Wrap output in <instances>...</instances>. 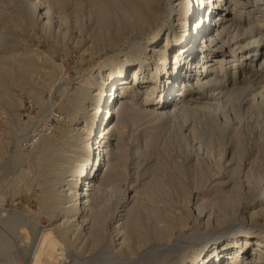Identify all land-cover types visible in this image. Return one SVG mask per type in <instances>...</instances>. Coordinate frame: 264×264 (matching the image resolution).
I'll list each match as a JSON object with an SVG mask.
<instances>
[{
	"label": "bare ground",
	"instance_id": "6f19581e",
	"mask_svg": "<svg viewBox=\"0 0 264 264\" xmlns=\"http://www.w3.org/2000/svg\"><path fill=\"white\" fill-rule=\"evenodd\" d=\"M30 1L32 12L44 24L53 22L51 5ZM114 1L117 16L132 23V37L123 41L119 51L103 58L83 81L87 86L79 93L83 105L75 109L78 120L68 131L79 147L78 162L58 171L56 189L49 197L51 227L40 226L18 212L8 220L11 227L6 223L13 234L18 225L27 228L22 226L25 245L19 250L21 264L108 260L125 264L127 260L115 252L128 259L142 253L149 238L142 231L139 215L128 206L131 198L115 207L118 212L115 218L109 216V223L104 215L111 205L102 199L104 182L112 179L124 161L121 124L126 125L128 115L152 121L181 118L185 134H199L196 150L200 154L196 152L214 173L215 196L195 192L187 201L184 198L189 192L181 189L185 209L197 201L193 215L185 213L171 218L168 225H153L156 239L168 242L174 228H183L191 220L189 235H180L175 245L165 250L166 244L164 253L162 245L143 251L139 261L264 264V0ZM105 3H98L100 9ZM112 13L103 12V18ZM64 22L60 17L58 23ZM248 128L259 130L260 148L250 162L246 161L245 176L234 181L246 154L237 132ZM229 143L232 149L226 155ZM59 155L56 151L54 169L61 166ZM225 155L227 172L221 171ZM205 174L196 171L198 185L204 182ZM151 198L145 195V199ZM208 202H212L211 208L205 211ZM152 217L159 219L154 211L147 215L148 220ZM1 237L0 250L15 252L8 237ZM78 237L90 249L107 243L106 257L99 254L78 262L81 258L72 248ZM6 259L12 264L14 257L11 254Z\"/></svg>",
	"mask_w": 264,
	"mask_h": 264
},
{
	"label": "rangeland",
	"instance_id": "374dc122",
	"mask_svg": "<svg viewBox=\"0 0 264 264\" xmlns=\"http://www.w3.org/2000/svg\"><path fill=\"white\" fill-rule=\"evenodd\" d=\"M56 1L57 5L43 0L51 5L54 15L53 22L44 24L38 14L32 12L30 0H0V234L5 239L8 237L13 245L15 252H6L14 257L12 264L22 263L23 230L27 228L18 225L13 234L8 220L18 212L40 226L51 227L49 197L56 189L54 183L59 178L58 171L78 162L79 147L68 131L78 120L75 109L83 105L79 100V93L87 88L83 81L103 58L119 51L123 41L133 33L132 23L115 13L117 4L114 0ZM99 2L105 3L104 8L100 9ZM103 12L113 13L103 18ZM60 17L65 18L62 24L58 23ZM141 117L128 115L126 125L121 124L124 161L122 167L120 165L122 169L118 167L112 179L104 182L102 199L111 205L104 218L108 217L109 223V216L115 218L117 208L131 198L128 206L139 215L142 231L145 230L144 235L149 238L140 252L162 245L160 249L164 253L169 245H175L174 240L189 235L193 221L190 220L186 228L180 227L181 230L174 228L173 238L168 242L156 239L154 227L168 225L171 218L177 219L185 213L193 215L197 201L189 203L190 207L185 209L181 189L190 193L186 195L187 199L184 198L187 201L195 192L212 197L215 194L212 189L214 173L196 150L199 134H185L183 123L179 121L181 118L152 121ZM248 129L237 132L244 142L246 154L234 181L245 176L251 157L260 148L259 130ZM227 145L226 155L232 149V143ZM56 151H60L58 162L61 166L54 169ZM226 155L221 159V171L225 172L229 171ZM200 168L206 173L204 182L208 181L203 182V186L198 185L194 176ZM145 195L151 196V200L145 199ZM207 204L205 211L211 208L212 202ZM151 211L157 213L159 219L148 220ZM107 224L105 231L109 234L111 227ZM105 245L104 242L100 247L90 249L78 237L72 248L78 251L81 258L78 262L82 263L90 257L104 255ZM2 250L0 264H10L6 259L10 255ZM142 253L129 259L120 252L115 255L127 260L125 264H142L143 260L139 261ZM99 262L111 264L114 261Z\"/></svg>",
	"mask_w": 264,
	"mask_h": 264
}]
</instances>
